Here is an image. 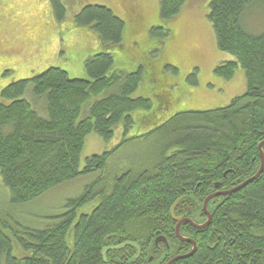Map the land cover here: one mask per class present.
Here are the masks:
<instances>
[{"label":"trees","instance_id":"1","mask_svg":"<svg viewBox=\"0 0 264 264\" xmlns=\"http://www.w3.org/2000/svg\"><path fill=\"white\" fill-rule=\"evenodd\" d=\"M48 2L56 17L64 16L61 0ZM184 3L158 1L161 24L150 31L158 43L167 34L162 23L173 20ZM252 10L264 11V0H210L206 15L217 49L233 58L218 64L214 75L229 81L241 68L245 92L225 107L177 113L128 138L132 113L151 108L148 98L132 97L142 65L130 73L116 69L111 49L124 48L123 20L104 6L81 7L75 24L93 30L101 46L85 60L84 76L71 78L60 67H49L0 89V178L11 204L21 205L80 176L100 175L79 196L66 200L64 211L42 229L0 223V264H166L192 250L175 236L174 204V217L203 224L202 203L215 184L230 190L260 166L264 17H244ZM151 73L144 90L152 94L156 108L152 115H137L140 127L164 117L158 115L165 106L159 103ZM117 129L120 142L88 157L80 168L86 136L108 142ZM154 134L159 144L148 159L119 174L109 171L108 161L118 150ZM207 211L211 221L204 229L181 224L180 236L192 240L196 250L172 264H264V167L238 192L209 201ZM157 237L167 247H155ZM126 242L139 247L138 258L136 249L127 246L108 252L103 261L104 248Z\"/></svg>","mask_w":264,"mask_h":264},{"label":"rangeland","instance_id":"2","mask_svg":"<svg viewBox=\"0 0 264 264\" xmlns=\"http://www.w3.org/2000/svg\"><path fill=\"white\" fill-rule=\"evenodd\" d=\"M158 1L61 0L64 16L56 17L47 0H0V89L12 82L29 79L49 67H60L71 78H82L85 60L97 54L101 46L94 31L76 25L74 16L81 7L94 5L107 7L124 22V48L111 49L116 69L130 73L142 65L141 81L132 97L148 98L151 108L132 113L134 126L128 132V138L145 134L174 114L225 107L241 96L246 88L241 68L236 69L229 81L214 75L218 64L233 58L216 47L206 18L210 0H185L176 17L162 23L167 34L159 39V43L150 36L151 29L161 24ZM244 17L259 20L264 17V11L252 10ZM144 59L148 60L147 65L142 63ZM149 70H152V86L157 97L159 95L160 105L164 101L165 107L160 106L161 114L158 115L164 117L162 121L140 127L137 115H152L156 108L152 94L144 90L149 86ZM121 138L119 129L108 142L95 134L87 135L80 153V168L88 157L113 149ZM159 139L154 134L127 143L108 161L109 171L119 174L136 167L156 150ZM99 175L94 172L80 176L21 205L11 204L10 192L0 178V223L6 227L20 225L42 229L64 211L66 200L79 196Z\"/></svg>","mask_w":264,"mask_h":264},{"label":"water","instance_id":"3","mask_svg":"<svg viewBox=\"0 0 264 264\" xmlns=\"http://www.w3.org/2000/svg\"><path fill=\"white\" fill-rule=\"evenodd\" d=\"M262 146H264V142H261L259 145H258V151H259V157H260V166H259V169L258 171L256 172V174L254 176H252L251 178L245 180L243 183H241L240 185H238L237 187H234L230 190H227L225 192H217V193H212L210 194L208 197L205 198V200L203 201V212L205 213L206 217H207V220L204 224L202 225H197L195 223H193L191 220L189 219H185V218H176L173 216V208L174 206L177 204L175 203L174 206L172 207L171 209V217L173 219V221L176 222V226H175V236L181 241V242H185V243H189L192 245V250L186 254V255H181V256H177V257H174L172 258L170 261H168L166 264H172L173 262L177 261V260H182V259H186L188 257H190L196 250V245L195 243L188 239V238H183L180 236L179 234V228L181 226L182 223H188L189 225H191L193 228L197 229V230H201V229H204L206 226L209 225L210 223V220H211V215L207 212L206 210V206H207V203L215 198V197H219V196H225V195H230V194H233L235 192H238L239 190H241L242 188H244L247 184L253 182L254 180H256L262 170H263V167H264V157H263V154H262ZM219 185L216 184L215 185V188H218ZM159 243H163L166 247H167V242L166 240L163 238V237H157L156 239H154V246L157 247ZM132 247L134 249H136V255H135V258H138L139 255H140V249L139 247L134 244V243H131V242H126V243H123V244H120V245H117V246H110V247H106L103 249L101 255H102V259L103 261L105 262L106 261V254L108 252H112V251H119L121 250L122 248L124 247Z\"/></svg>","mask_w":264,"mask_h":264},{"label":"flooded vegetation","instance_id":"4","mask_svg":"<svg viewBox=\"0 0 264 264\" xmlns=\"http://www.w3.org/2000/svg\"><path fill=\"white\" fill-rule=\"evenodd\" d=\"M219 191H223V192H224L225 190H221V189H220V186H219L218 188H215V190H214L213 193H217V192H219ZM226 191H227V190H226ZM225 196H227V195H225ZM219 197H222V196H219ZM215 198H217V197H215ZM215 198H213V199H215ZM211 200H212V199H211ZM211 200H210V201H211ZM208 203H209V202H208Z\"/></svg>","mask_w":264,"mask_h":264},{"label":"crops","instance_id":"5","mask_svg":"<svg viewBox=\"0 0 264 264\" xmlns=\"http://www.w3.org/2000/svg\"><path fill=\"white\" fill-rule=\"evenodd\" d=\"M48 1V0H47ZM48 4H49V2H48ZM49 7H50V10H51V12H52V9H51V6H50V4H49ZM81 9V8H80ZM158 12V11H157Z\"/></svg>","mask_w":264,"mask_h":264}]
</instances>
